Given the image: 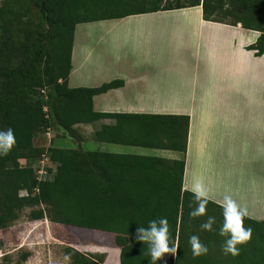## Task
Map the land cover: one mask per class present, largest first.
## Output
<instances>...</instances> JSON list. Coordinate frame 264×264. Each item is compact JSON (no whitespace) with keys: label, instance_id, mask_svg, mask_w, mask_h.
I'll list each match as a JSON object with an SVG mask.
<instances>
[{"label":"trees","instance_id":"obj_1","mask_svg":"<svg viewBox=\"0 0 264 264\" xmlns=\"http://www.w3.org/2000/svg\"><path fill=\"white\" fill-rule=\"evenodd\" d=\"M197 6L206 21L260 32L247 49L264 55V0H0V131L11 128L16 141L0 156V231L30 210V220L48 219L114 240L120 250L110 252V264H149L136 229L166 217L179 248L157 264H264V220L245 217L252 239L233 257L221 252L220 205L209 200L206 216L190 219L189 205L195 204L183 189L185 159L84 151L79 144L78 126L113 119L94 133L96 141L186 154L187 116L96 112L94 97L124 82L73 88L69 78L78 25ZM51 132L77 147L53 140L47 147L36 144L38 136ZM208 216L215 217L214 231L202 232L199 225ZM193 234L207 245V255L193 258L188 245ZM65 252L72 264L106 260L104 254ZM0 264H11L10 258Z\"/></svg>","mask_w":264,"mask_h":264},{"label":"crops","instance_id":"obj_2","mask_svg":"<svg viewBox=\"0 0 264 264\" xmlns=\"http://www.w3.org/2000/svg\"><path fill=\"white\" fill-rule=\"evenodd\" d=\"M157 14L173 16V26L134 29L141 35L127 40L139 43V54L129 49L126 57L88 59L93 33L99 32L100 27L80 28L84 24L78 25L69 85L73 88L100 87L112 81H123L122 87L94 97L96 112L187 116L186 154L177 152L178 158H169L165 155L171 150L152 149L156 150V156L185 159L183 189L190 191L193 181L201 179L210 190V201L220 205L222 198L216 196L217 187L213 189L214 179L210 180L215 177L206 175L204 170L210 169L212 153L217 154L222 146V159L228 156L229 161L235 162L234 172H230L229 177L245 169L252 177L251 186L244 190L249 199L241 205L248 208L251 217H247L263 221L264 212H252L251 208L264 211V55L258 57L247 49L257 42L261 33L244 29L241 24L206 21L202 6L117 21ZM118 29L116 26L105 28L107 32ZM158 30L169 31L171 37L178 40L177 46L169 49L187 58H161L157 34L153 35ZM115 39H109L111 49ZM114 123L113 119H103L88 125L90 137L95 139L94 133L103 125ZM83 126L87 125L78 127ZM115 149L109 153L128 154L121 149L113 152ZM244 160L250 163L249 167H237V162L244 163Z\"/></svg>","mask_w":264,"mask_h":264},{"label":"rangeland","instance_id":"obj_3","mask_svg":"<svg viewBox=\"0 0 264 264\" xmlns=\"http://www.w3.org/2000/svg\"><path fill=\"white\" fill-rule=\"evenodd\" d=\"M173 22V16L157 14L154 16L146 15L144 17L123 20L121 22L117 20H107L87 23L86 25L80 24L82 25L80 28L87 25L92 28L93 26L94 28L98 26L100 27L99 32L95 31L93 33V44L91 43L92 46H90L88 52V59H95L99 57L107 58L108 56L126 57L129 49L138 53L140 50L138 47L139 43L127 40L128 38H136L141 35L138 30L134 29L147 26L162 29L172 27ZM107 26H116L119 29L115 30V32H107V30H105ZM153 35H156L157 37V43L159 44L158 47L160 48L158 54L161 58H187L185 57V54L176 55L174 51L169 49L173 47V45L177 46L178 43V40L175 41L171 37L169 31L158 30V32L153 33ZM114 37H116L115 44L114 48L111 49L112 47L109 39H113ZM99 38H102L101 41L97 40ZM78 131L83 136V139L79 144L84 151L112 152V150L116 148L123 150V153L141 154V156H156L157 154L156 150L152 149L101 144L90 137V126L80 127L78 128ZM64 139L65 138L62 135L57 134L56 132H51V134L38 136L36 138V144L38 146L43 145L47 147L53 140L57 145L77 147L78 144H76V141L74 142L71 140L65 142ZM113 152L119 151L116 150ZM165 156L169 158H178L180 154L169 151ZM211 156L212 161H209L210 169L206 168L204 173L215 177L210 178V180L214 179L213 182L215 186L213 189L217 187L215 190L216 196L223 198L224 194H231L239 205H242L244 201H248L249 196L244 190L251 186L252 177L249 176V171L245 168L249 167L250 163H247L246 160H244V163L237 162V167L239 165L245 169L242 171L243 174L239 173L240 170H237L236 174H232L231 177H229L230 172H234L232 170L234 169L235 162L229 161L230 158L228 156H225V159H222V146L218 149L217 154L212 153ZM205 178L207 180V176ZM237 191L239 194L235 193ZM24 193L25 192H22V194ZM249 207H251V205H249ZM251 211L257 213L264 212L262 209L257 208H251ZM29 213L30 210L25 211L21 218L10 228L0 231V262L3 261L5 257H9L11 264H72L71 260L70 262H65L64 256L67 255L65 252L66 248H73L87 254H104L106 260L103 264H110L108 261L110 252H112L113 249H119L113 245L115 242L114 240L110 241L97 235L95 237L89 236L80 229L55 224L48 219L30 220ZM25 254H28V257L24 260L23 255Z\"/></svg>","mask_w":264,"mask_h":264},{"label":"clouds","instance_id":"obj_4","mask_svg":"<svg viewBox=\"0 0 264 264\" xmlns=\"http://www.w3.org/2000/svg\"><path fill=\"white\" fill-rule=\"evenodd\" d=\"M15 143L14 132L11 128L0 131V156H7ZM190 191L193 194V203L195 204V207L192 204L189 205L191 209L189 212L190 219L205 217L210 200V190L201 179H195ZM219 203L223 215L219 235L225 237L224 243L221 245V252L224 255L236 257L240 254L238 246H244L252 239V228L245 227L244 224V219L249 215V211L246 206L239 205L231 194H224ZM215 223V217L208 216L206 220L200 223V231H214ZM136 240L147 245V255L150 257L149 264H157V261L169 254L175 257L179 248L177 242L170 235V226L166 217L150 220L147 227L142 225L138 227ZM188 245L193 258H199L209 252L207 245L201 242L198 235L189 236ZM70 260V254L64 256L65 262H70Z\"/></svg>","mask_w":264,"mask_h":264},{"label":"built area","instance_id":"obj_5","mask_svg":"<svg viewBox=\"0 0 264 264\" xmlns=\"http://www.w3.org/2000/svg\"><path fill=\"white\" fill-rule=\"evenodd\" d=\"M46 174H47L46 170L44 168H42L41 171H40L41 177L45 176Z\"/></svg>","mask_w":264,"mask_h":264}]
</instances>
